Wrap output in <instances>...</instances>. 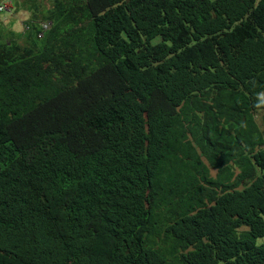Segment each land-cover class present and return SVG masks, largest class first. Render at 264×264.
Wrapping results in <instances>:
<instances>
[{
    "label": "trees",
    "instance_id": "obj_1",
    "mask_svg": "<svg viewBox=\"0 0 264 264\" xmlns=\"http://www.w3.org/2000/svg\"><path fill=\"white\" fill-rule=\"evenodd\" d=\"M16 6L0 264H264V0Z\"/></svg>",
    "mask_w": 264,
    "mask_h": 264
},
{
    "label": "rangeland",
    "instance_id": "obj_2",
    "mask_svg": "<svg viewBox=\"0 0 264 264\" xmlns=\"http://www.w3.org/2000/svg\"><path fill=\"white\" fill-rule=\"evenodd\" d=\"M9 1H13L12 6L14 8H12L11 10H8V11L6 10L4 12H0V17L3 20V22L7 25L10 24L11 20H13L15 22L13 28L21 31L24 28V25H23L24 20H27L30 17V15L32 14V12H30V10H25L24 8H21V7L18 11H14V9L17 8L16 0H9ZM39 1L41 3H43V5L45 7L52 6V0H39ZM19 2L23 3L24 0H19ZM9 6H10V4H9ZM1 29L4 30V32L7 31V28L4 25L1 27Z\"/></svg>",
    "mask_w": 264,
    "mask_h": 264
},
{
    "label": "built area",
    "instance_id": "obj_3",
    "mask_svg": "<svg viewBox=\"0 0 264 264\" xmlns=\"http://www.w3.org/2000/svg\"><path fill=\"white\" fill-rule=\"evenodd\" d=\"M7 9H9V4L8 3L3 2L2 4H0V10L1 11L2 10H7ZM47 27H48V25L45 24V28H47Z\"/></svg>",
    "mask_w": 264,
    "mask_h": 264
},
{
    "label": "clouds",
    "instance_id": "obj_4",
    "mask_svg": "<svg viewBox=\"0 0 264 264\" xmlns=\"http://www.w3.org/2000/svg\"><path fill=\"white\" fill-rule=\"evenodd\" d=\"M10 4V3H9Z\"/></svg>",
    "mask_w": 264,
    "mask_h": 264
}]
</instances>
